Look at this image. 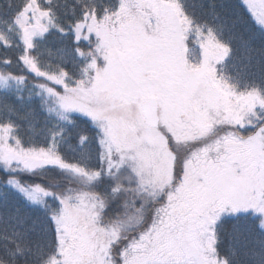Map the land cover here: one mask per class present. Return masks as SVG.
I'll return each instance as SVG.
<instances>
[{
	"label": "snow or ice",
	"instance_id": "6c2138e0",
	"mask_svg": "<svg viewBox=\"0 0 264 264\" xmlns=\"http://www.w3.org/2000/svg\"><path fill=\"white\" fill-rule=\"evenodd\" d=\"M0 47V264H264V0H0Z\"/></svg>",
	"mask_w": 264,
	"mask_h": 264
},
{
	"label": "trees",
	"instance_id": "16d2710c",
	"mask_svg": "<svg viewBox=\"0 0 264 264\" xmlns=\"http://www.w3.org/2000/svg\"><path fill=\"white\" fill-rule=\"evenodd\" d=\"M5 55V49L0 47V59H3ZM6 55L8 57H14L16 55V53L14 51L9 50Z\"/></svg>",
	"mask_w": 264,
	"mask_h": 264
}]
</instances>
